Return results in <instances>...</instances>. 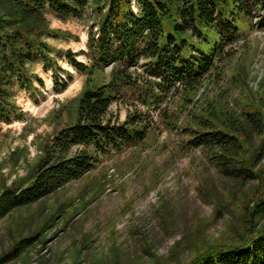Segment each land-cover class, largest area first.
<instances>
[{
	"label": "rangeland",
	"instance_id": "rangeland-1",
	"mask_svg": "<svg viewBox=\"0 0 264 264\" xmlns=\"http://www.w3.org/2000/svg\"><path fill=\"white\" fill-rule=\"evenodd\" d=\"M134 9L138 11L136 5ZM94 11L91 4L81 18L68 20L48 13L54 34L44 42L73 81L59 93L53 72L37 63L28 70L38 91L14 87L12 102L22 119L0 125V194L29 186L45 147L75 122L88 75L70 66L63 53L71 51L79 62L91 63L83 53L89 51ZM246 27L231 58L195 96L186 101L180 93L166 99L161 109L171 119L158 108L144 107L139 92L127 91L126 101L114 104L109 118L123 124L136 112L144 114L150 125L145 141L100 155L82 179L0 219V264L187 263L210 247L240 242L246 227L243 208L259 184L224 179L207 153L188 148L183 131L197 128L202 113L211 116L213 109L223 122L229 117L244 120L246 113L264 120V29ZM110 73L109 68L99 76L108 82ZM60 77L67 79L63 73ZM263 139L247 145V155ZM256 170L264 172V159Z\"/></svg>",
	"mask_w": 264,
	"mask_h": 264
},
{
	"label": "trees",
	"instance_id": "trees-1",
	"mask_svg": "<svg viewBox=\"0 0 264 264\" xmlns=\"http://www.w3.org/2000/svg\"><path fill=\"white\" fill-rule=\"evenodd\" d=\"M91 4L96 22L89 51L83 53L91 63L79 62V55L71 51L63 53L70 66L88 75L75 122L45 147L29 186L0 194V219L82 179L100 155L145 141L150 125L144 114L136 112L123 124L109 118L111 107L126 101L127 91L139 92L144 107L158 108L169 120L171 115L161 107L171 94L184 93L189 101L231 58L232 46L246 25L264 29V0H0V125L22 119L12 102L14 87L31 94L38 91L29 66L45 64L53 72L55 90L68 89L73 75L59 67L44 42L54 34L47 15L81 18ZM109 68L107 82L99 75ZM35 81L44 86L40 78ZM211 112L202 113L197 128L183 131L189 136L188 148L207 153L224 179L237 185L258 183L259 189L244 205L246 227L240 242L210 247L193 260L176 264H264V172L256 170L264 159V139L252 156L246 150L256 137H264V120L246 113L244 120L229 117L223 122L215 109Z\"/></svg>",
	"mask_w": 264,
	"mask_h": 264
}]
</instances>
